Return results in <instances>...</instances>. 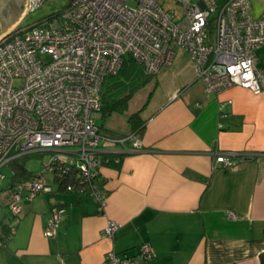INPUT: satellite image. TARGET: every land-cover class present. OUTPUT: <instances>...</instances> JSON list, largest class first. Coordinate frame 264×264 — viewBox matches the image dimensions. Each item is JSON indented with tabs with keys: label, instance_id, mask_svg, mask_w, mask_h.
<instances>
[{
	"label": "crops",
	"instance_id": "1",
	"mask_svg": "<svg viewBox=\"0 0 264 264\" xmlns=\"http://www.w3.org/2000/svg\"><path fill=\"white\" fill-rule=\"evenodd\" d=\"M250 1L260 16L264 0ZM256 54L264 68V45ZM175 58L141 88H148L146 99L133 112L145 121L140 150L100 169L104 210L89 194L68 192L49 178L52 190L24 199L17 217L9 210L16 180L4 187L0 264H103L111 251L133 264H261L264 92L237 86L208 94L187 53L178 49ZM220 153L232 156L234 167L215 162ZM59 206L67 213L47 236ZM109 220L121 225L113 238L103 234ZM147 243L151 259L139 255Z\"/></svg>",
	"mask_w": 264,
	"mask_h": 264
},
{
	"label": "built area",
	"instance_id": "2",
	"mask_svg": "<svg viewBox=\"0 0 264 264\" xmlns=\"http://www.w3.org/2000/svg\"><path fill=\"white\" fill-rule=\"evenodd\" d=\"M45 1L27 0L21 21L0 37V192L8 163L52 154L33 178L12 184L14 216L22 214L24 199L52 190L49 178L68 192L89 194L104 210L108 190L100 182L101 167L141 148L133 132L102 134L94 117L106 80L119 74L127 57L157 75L172 66L180 49L206 93L237 86L264 92V68L257 66L256 54L264 45V12L253 16L250 0H71L61 11L23 26L25 16ZM215 162L234 167L229 154L220 153ZM66 213L62 206L52 209L47 236L56 234ZM120 227L109 220L103 234L113 238ZM154 254L149 243L139 248L146 259ZM133 263L111 251L103 264Z\"/></svg>",
	"mask_w": 264,
	"mask_h": 264
},
{
	"label": "trees",
	"instance_id": "3",
	"mask_svg": "<svg viewBox=\"0 0 264 264\" xmlns=\"http://www.w3.org/2000/svg\"><path fill=\"white\" fill-rule=\"evenodd\" d=\"M125 61L126 63L119 71V74L112 77L115 79L110 84V88L112 87L113 91H107L108 88L104 84L101 111L106 117L116 112H127L129 102L133 96L139 89L147 86L155 77L154 74L150 75L145 72L143 66L132 57H127ZM128 121L131 124L132 132L141 136L145 129V121L141 118V112L129 115ZM29 156H21L10 162L13 167V180L19 181L21 179L33 178L35 171L29 170L24 161ZM60 187L65 188L63 184H60ZM2 189L4 190V186ZM260 262L264 264V251L260 254Z\"/></svg>",
	"mask_w": 264,
	"mask_h": 264
},
{
	"label": "rangeland",
	"instance_id": "4",
	"mask_svg": "<svg viewBox=\"0 0 264 264\" xmlns=\"http://www.w3.org/2000/svg\"><path fill=\"white\" fill-rule=\"evenodd\" d=\"M71 0H48L42 3V5L38 6L35 10L25 16V19L22 22L23 26L27 24H34L40 20H43L50 16V14L61 11L64 7L68 6ZM226 0H218L219 4L224 3ZM22 17V13L20 15V19ZM14 27V25H13ZM11 27V28H13ZM10 28V29H11ZM108 77L106 80L105 86H107V91L112 92V87L110 88V84L114 82V78ZM148 88L139 89V92L136 93L133 100L129 104L128 111L125 113L116 112L113 115L108 117L104 116L101 110L94 112V117L96 120V124L100 126V130L102 134H108L117 136L120 134H127L131 130V124L128 121V117L131 113L135 112L140 104L145 101L146 93ZM52 154L50 152H44L42 154H33L26 158L25 164L30 170H38L41 169L45 162L50 160ZM2 173L5 175V179L2 181L3 186L6 187L13 180V167L12 164L8 163L7 166L2 168Z\"/></svg>",
	"mask_w": 264,
	"mask_h": 264
},
{
	"label": "water",
	"instance_id": "5",
	"mask_svg": "<svg viewBox=\"0 0 264 264\" xmlns=\"http://www.w3.org/2000/svg\"><path fill=\"white\" fill-rule=\"evenodd\" d=\"M27 0H0V37L16 25L24 12Z\"/></svg>",
	"mask_w": 264,
	"mask_h": 264
},
{
	"label": "bare ground",
	"instance_id": "6",
	"mask_svg": "<svg viewBox=\"0 0 264 264\" xmlns=\"http://www.w3.org/2000/svg\"><path fill=\"white\" fill-rule=\"evenodd\" d=\"M10 30V29H9Z\"/></svg>",
	"mask_w": 264,
	"mask_h": 264
}]
</instances>
